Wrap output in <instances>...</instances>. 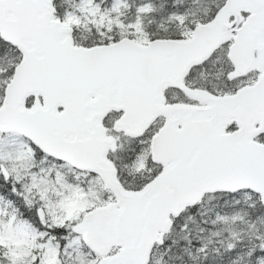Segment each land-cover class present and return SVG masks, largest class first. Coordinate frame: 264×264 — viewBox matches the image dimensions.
<instances>
[{
    "label": "snow or ice",
    "instance_id": "snow-or-ice-1",
    "mask_svg": "<svg viewBox=\"0 0 264 264\" xmlns=\"http://www.w3.org/2000/svg\"><path fill=\"white\" fill-rule=\"evenodd\" d=\"M0 264H264V0H0Z\"/></svg>",
    "mask_w": 264,
    "mask_h": 264
}]
</instances>
